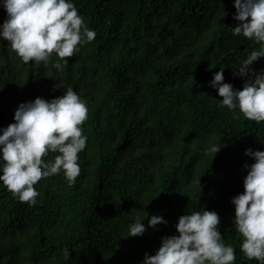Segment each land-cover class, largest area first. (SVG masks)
Masks as SVG:
<instances>
[{"label":"trees","instance_id":"1","mask_svg":"<svg viewBox=\"0 0 264 264\" xmlns=\"http://www.w3.org/2000/svg\"><path fill=\"white\" fill-rule=\"evenodd\" d=\"M97 33L80 51L47 63L24 62L0 37V131L21 102L51 99L68 86L89 104L79 153L82 172L69 184L62 171L42 178L37 204L21 201L0 181V264H141L179 217L215 209L234 264H260L241 250L232 197L244 191L246 154L264 150V121L221 106L210 81L235 74L260 45L233 34L234 0H76ZM7 18L0 5V25ZM57 59L67 60L57 68ZM251 67L264 70V56ZM253 75L249 73V76ZM222 144L216 154L206 152ZM58 153H50L54 158ZM168 223L128 235L137 216Z\"/></svg>","mask_w":264,"mask_h":264},{"label":"clouds","instance_id":"2","mask_svg":"<svg viewBox=\"0 0 264 264\" xmlns=\"http://www.w3.org/2000/svg\"><path fill=\"white\" fill-rule=\"evenodd\" d=\"M237 11L232 31L253 39L254 48L238 67L237 75L248 77L244 87H234L225 80L224 67L210 81L223 97L221 106L239 108L257 122L264 121V70L251 67L264 56V0H234ZM7 18L0 25V37L6 38L24 62L47 63L53 53L71 57L80 45L92 41L97 33L90 28L77 7L76 0H0ZM67 63V60H63ZM61 59L55 61L62 68ZM249 73L253 75L249 76ZM89 104L76 89L65 88L63 95L51 99L37 96L21 102L14 121L0 131V181L21 201L37 204L42 178L62 171L69 184L82 172L79 153L86 148L88 136L84 122ZM222 144H212L206 152L220 151ZM255 162H245L249 169L245 190L232 197L234 224L242 234L241 250L249 259L264 264V150L247 148ZM50 153H58L54 158ZM148 217V215L146 216ZM137 216L129 225L128 235H143L148 226L168 223L162 214ZM221 217L215 209L189 211L179 217L178 233L164 235L155 254L145 253L141 264H234L236 248L225 243L220 230Z\"/></svg>","mask_w":264,"mask_h":264}]
</instances>
